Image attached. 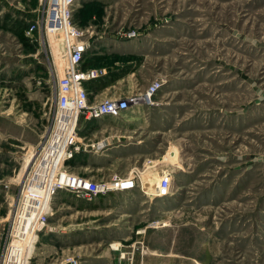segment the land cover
Returning <instances> with one entry per match:
<instances>
[{
    "label": "rangeland",
    "instance_id": "obj_1",
    "mask_svg": "<svg viewBox=\"0 0 264 264\" xmlns=\"http://www.w3.org/2000/svg\"><path fill=\"white\" fill-rule=\"evenodd\" d=\"M44 7L0 0V252L63 74ZM74 19L88 45L82 66L103 70L89 102L159 83L152 104L130 113L135 152L99 173L135 175V195L151 201L127 218L61 191L29 264H264V0H78Z\"/></svg>",
    "mask_w": 264,
    "mask_h": 264
},
{
    "label": "built area",
    "instance_id": "obj_2",
    "mask_svg": "<svg viewBox=\"0 0 264 264\" xmlns=\"http://www.w3.org/2000/svg\"><path fill=\"white\" fill-rule=\"evenodd\" d=\"M77 1L45 0L42 27L61 39L63 74L56 79L54 110L47 132L32 153L20 180L7 238L0 252V264H29L39 236L52 230L49 226L52 202L61 191L89 201L136 187L133 174L126 177L113 174L109 178L93 180L73 173L68 167V161L83 149L78 132L82 116L87 119L121 117L130 103L152 104L151 97L159 88V83L153 82L144 94L131 99L89 102L85 82L98 78L103 70L82 66L88 45L74 19ZM36 29L37 24L32 23L26 33ZM159 184L157 190L167 191L169 177L161 176Z\"/></svg>",
    "mask_w": 264,
    "mask_h": 264
},
{
    "label": "crops",
    "instance_id": "obj_3",
    "mask_svg": "<svg viewBox=\"0 0 264 264\" xmlns=\"http://www.w3.org/2000/svg\"><path fill=\"white\" fill-rule=\"evenodd\" d=\"M100 79L101 78L98 77L85 82L86 88L89 91V96L92 94L91 88L102 86V79ZM101 90L103 89H99L98 92ZM134 106L137 105H132V107L129 108L121 117L101 116L96 119H87L82 116L78 124V132L83 142V149L77 152L73 159L68 161L69 169L72 171L73 168H78L81 172L83 171L81 176L88 177L90 179H105L104 175L101 176L99 174L101 171L112 170L113 163L118 161V159H121V156L135 152L139 143L138 141L137 143L133 142L130 137V133L135 131L134 126L136 121L133 119L138 118L136 116L133 117L130 114L131 111L136 108ZM112 175L113 174L108 173L107 178ZM140 186L141 185H138L137 183L133 190L136 188L140 189ZM133 190L126 191L129 192L126 196L110 194L102 199L100 196L93 200L97 203L99 201H107L106 204L108 205L105 207L107 214L111 213V211H116L117 214L126 215L127 218L135 217L137 211L139 212L145 203H150L151 198L143 194L135 195L136 192ZM154 197H159V195H154ZM71 202L69 201V205ZM108 227L110 228V232L117 229L119 230V226L116 223H111ZM122 227L126 231L132 230L128 225H124ZM137 232H139L138 229H136V233ZM112 242L113 241H111V243Z\"/></svg>",
    "mask_w": 264,
    "mask_h": 264
},
{
    "label": "bare ground",
    "instance_id": "obj_4",
    "mask_svg": "<svg viewBox=\"0 0 264 264\" xmlns=\"http://www.w3.org/2000/svg\"><path fill=\"white\" fill-rule=\"evenodd\" d=\"M166 177H168V175H165ZM160 180V179H159ZM157 188L160 186V184H159V182L155 185ZM127 191H129V190H127ZM126 192V191H125ZM144 194H146V193H144Z\"/></svg>",
    "mask_w": 264,
    "mask_h": 264
},
{
    "label": "water",
    "instance_id": "obj_5",
    "mask_svg": "<svg viewBox=\"0 0 264 264\" xmlns=\"http://www.w3.org/2000/svg\"><path fill=\"white\" fill-rule=\"evenodd\" d=\"M166 192V191H165ZM162 193V192H161ZM163 194V193H162Z\"/></svg>",
    "mask_w": 264,
    "mask_h": 264
}]
</instances>
